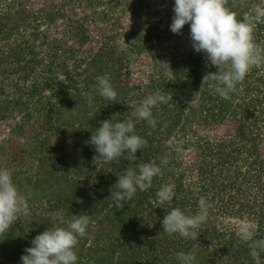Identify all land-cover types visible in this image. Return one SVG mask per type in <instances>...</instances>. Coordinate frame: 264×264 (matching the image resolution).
Masks as SVG:
<instances>
[{
  "label": "rangeland",
  "instance_id": "obj_1",
  "mask_svg": "<svg viewBox=\"0 0 264 264\" xmlns=\"http://www.w3.org/2000/svg\"><path fill=\"white\" fill-rule=\"evenodd\" d=\"M174 3L0 0V169L12 172L30 209L0 235V264H22L36 235L82 212L94 226L79 239L77 264H179L181 251L192 252L194 264H254L242 233L264 238V64L222 99L214 81L203 82L217 69L193 49L190 25L171 32ZM227 7L251 21L264 50V16L255 15L264 0ZM105 75L114 103L96 91ZM155 93L168 102L153 108L152 128L132 113ZM111 118L132 119L148 141L135 162H93L98 154L86 142ZM140 163L161 173L118 209L113 186ZM169 184L176 195L161 204L157 192ZM201 197L208 214L197 239L162 233L166 210L194 215Z\"/></svg>",
  "mask_w": 264,
  "mask_h": 264
},
{
  "label": "clouds",
  "instance_id": "obj_2",
  "mask_svg": "<svg viewBox=\"0 0 264 264\" xmlns=\"http://www.w3.org/2000/svg\"><path fill=\"white\" fill-rule=\"evenodd\" d=\"M227 4L228 0H175L174 16L170 25V30L174 34H182L183 27L186 24L190 25L193 49L203 53L207 63L217 69L216 72L206 73L203 82L214 81L215 93L226 100L231 99V94L237 90V84L244 80L253 67L264 64V50H261L254 40L251 21L247 17L238 18ZM255 15L264 16V9L256 10ZM161 64L168 75L174 76L168 63ZM96 91L102 98L113 103L116 101L118 93L106 75L97 77ZM167 102V97L163 94H150L135 107L132 116L137 120L146 121L154 128L156 120L152 110ZM100 125L86 142L93 145L98 154L93 157L94 163L98 160L112 162L121 157L129 162H135L137 152L148 144L146 139L136 134L132 119L113 122L111 118L101 121ZM167 163L166 157L161 160V164ZM160 173L161 167L155 163H140L135 168L127 167L113 186L117 191H111L114 206L121 209L125 203H132L137 191L148 190L153 178ZM175 195L174 186L170 184L162 186L157 192L161 204L170 203ZM197 206L198 210L194 215H186L178 207L166 210L160 221L162 233L169 236L179 234L185 239H197L196 229L206 222L208 214L205 198L201 197ZM29 215L27 197L14 183L12 172L0 169V235L5 234L21 216ZM61 222L63 223V217ZM90 225L94 226V221L87 213L72 214L66 226H53L36 235L31 241L32 246L26 248L25 254L20 258L22 264H77L78 256L75 249L79 239L88 235ZM242 239L248 243L249 255L254 264H261L260 255L264 253V238L254 239L253 233L245 230ZM176 258L179 264L195 262V255L192 252H178Z\"/></svg>",
  "mask_w": 264,
  "mask_h": 264
}]
</instances>
